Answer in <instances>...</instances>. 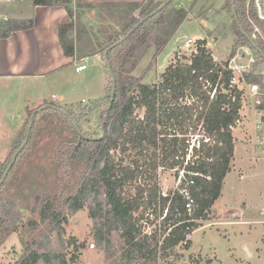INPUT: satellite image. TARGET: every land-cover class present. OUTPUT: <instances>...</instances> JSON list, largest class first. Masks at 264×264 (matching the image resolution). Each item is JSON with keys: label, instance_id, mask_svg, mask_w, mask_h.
<instances>
[{"label": "trees", "instance_id": "1", "mask_svg": "<svg viewBox=\"0 0 264 264\" xmlns=\"http://www.w3.org/2000/svg\"><path fill=\"white\" fill-rule=\"evenodd\" d=\"M165 1H99L76 6L74 0H32L33 5L61 6L65 10L69 21L57 26L58 42L65 56L87 57L107 50L111 73L104 65L109 79L105 90L111 94L113 83L115 88L110 106L109 94L104 109L99 107L106 95L85 105L79 103L74 110L47 101L34 109L37 111L28 139L9 172L12 173L19 158L34 144L40 122L55 120L56 129L71 138L63 142V146L69 147L61 163V168H68L64 170L67 188L37 197L40 220L28 222L32 239L26 242L27 253L15 264L75 261L76 257L68 261L61 251L49 246L50 236L55 232L62 239L68 215L84 206L94 221L91 233L98 247L111 248L115 233L121 242L119 259H124L126 264L140 257L153 261L165 248L178 245L186 227L194 225L192 220L206 218L219 198L224 178L231 170L232 129L240 120L242 102V91L230 84L232 73L228 61L239 45L248 46L255 60L245 74V82L264 86L263 76L256 72L264 62V20L257 18L253 7L246 12L245 0L233 3L229 0L238 42L225 61H214L205 48L206 41L197 39L195 51L188 60L184 59L186 63L181 64L177 59L175 66L170 65L161 74L162 81L145 83L142 79L147 69L139 76L133 71L148 49L154 47V56L160 53L188 13L181 7H171L174 2L171 0L128 32ZM81 7L93 9L100 25L87 26L81 19ZM249 18L260 28L262 36L252 38L254 26ZM33 25V18H0V38ZM185 97L192 100L188 105L182 100ZM97 109L100 113L96 116L97 135L87 134L78 117ZM137 109H143L142 117L135 113ZM198 124L203 133L191 146L192 152L186 159L189 143L185 135ZM25 136L26 132H21L13 146L19 149ZM182 165L187 171L185 179L193 181L189 186L194 197L191 213L184 209L183 198L176 190L162 195L158 181L159 168L175 169L174 177H177ZM7 167H0V179ZM8 173L0 190L8 180ZM132 188L134 194L130 192ZM148 208L160 218L159 227L150 232L145 231L142 223ZM41 227L47 230L43 234L48 247L45 251H41L45 247L36 237Z\"/></svg>", "mask_w": 264, "mask_h": 264}, {"label": "rangeland", "instance_id": "2", "mask_svg": "<svg viewBox=\"0 0 264 264\" xmlns=\"http://www.w3.org/2000/svg\"><path fill=\"white\" fill-rule=\"evenodd\" d=\"M29 1L0 0V17H31ZM99 1L103 0H74V3L78 6ZM129 1L141 0L107 2ZM171 7L183 8L188 13L187 18L157 56H154V47H151L133 71L134 75L139 76L147 69L142 79L145 83L162 81L161 74L170 65L175 66L177 59H180L181 64L186 63L196 49L197 39L206 41L205 48L211 52L216 62L225 61L234 44L238 42L235 22L229 11V0H174ZM80 10L83 12L81 19L87 26L95 28L100 25L94 18L93 9L81 7ZM62 14L67 18L65 11L62 10ZM47 38L50 41H44V49L47 51L46 57L52 62L43 63L42 70L39 71L41 73L36 72V75H23L39 70L40 65L34 64L36 60L32 54H22V48L18 47L21 40H12L13 53L9 58L0 54V72H22V75H0V167L9 164L17 150L13 146L16 139L21 132H27L31 118L33 122L31 111L45 101L63 109L74 110L79 103L85 105L106 95L99 108L104 109L108 104L107 95L110 93L104 87L109 79L105 74L103 59L101 61L98 55L85 58L77 56L75 63H68L60 50L57 34L51 33ZM185 39L193 41L188 49L183 48ZM8 48V45L0 44L3 51ZM236 50L237 61L242 63L247 62L249 55L253 56L248 46L239 45ZM98 54L102 56L103 52ZM178 54L180 58L177 57ZM80 63H84L86 68L81 73H76L74 67ZM10 64H15L17 69H11ZM259 69L264 70V65L259 64L256 72ZM242 83L241 79L236 86L242 91V102L240 120L232 129L234 152L231 170L226 175L220 197L211 206L206 218L192 220V239L188 243L179 242L176 246L165 248L153 261L140 257L135 258L132 264H264V210H261L264 206V151L253 142V104L248 88ZM182 100L187 105L192 101L186 97ZM97 111L98 109L85 117H78L83 131L87 134L98 132ZM135 113L142 117L143 109H137ZM38 127L34 144L26 155L19 158L12 173L8 170V180L0 190V264H15L27 253L26 242L32 239L29 236L28 222L40 220L36 210L37 197L67 188L64 170L68 168H61V163L64 162L69 147H64L63 142L71 138L56 129L55 120H43ZM202 133L200 124L188 129L185 136L188 139L189 152ZM174 173L175 169H158L161 191L167 193L175 190ZM73 182L74 179L72 184ZM130 192L134 194L135 189L132 188ZM228 208L232 209L228 211ZM241 208L243 214L238 210ZM142 223L145 231L150 232L154 227H159L160 218H156L152 208H148ZM93 225L94 221L84 206L68 215L63 225L62 239L55 232L51 233L49 246L61 251L68 261L70 257H76L75 261L68 264H126L124 259L118 258L121 244L118 235L113 234L111 248H100L92 237ZM46 232L44 227L37 232V239L45 247L41 251L48 249L46 236L43 235ZM69 241L74 244H68ZM38 264L43 263L39 261Z\"/></svg>", "mask_w": 264, "mask_h": 264}, {"label": "built area", "instance_id": "3", "mask_svg": "<svg viewBox=\"0 0 264 264\" xmlns=\"http://www.w3.org/2000/svg\"><path fill=\"white\" fill-rule=\"evenodd\" d=\"M251 7H253V10L257 16L258 19L264 20V0H245V8L246 12L249 13ZM250 22L254 26L253 28V34L252 38H256L258 36H262L259 27L254 23L252 18H249ZM192 40L185 39L183 42V48L188 49L190 48L192 44ZM252 52V51H251ZM180 54V52H178ZM179 57L180 58V56ZM236 54L230 58L228 61V69L231 71L232 76L230 80L231 85L237 86L239 82L243 81V85L248 88V94L252 101V109L255 115V121H254V127H253V142L255 146L261 150L264 151V86H261L258 83H246L245 82V74L248 73L251 69L252 63L254 62L255 56H250L247 59L246 63H242L240 61H237ZM264 65V62L262 63ZM86 68V65L84 63H80L75 67V71L79 72ZM257 72H259L263 78H264V70L259 69ZM191 151H188L186 159H189L190 154L192 152V147H190ZM186 163V162H185ZM187 171H185V168L183 167L178 171V175L176 177V185L175 190L181 195L184 201V209L191 213L193 204H194V197L192 195V192L190 191L189 186L193 183V181L186 180L185 174ZM188 174H193L191 172H188ZM162 195H166V192L162 191ZM167 209L164 210L163 215L165 216ZM192 233L193 230H191L190 227H186V230L184 231L183 238L181 240L182 244L188 243L192 239ZM93 246V245H92Z\"/></svg>", "mask_w": 264, "mask_h": 264}, {"label": "crops", "instance_id": "4", "mask_svg": "<svg viewBox=\"0 0 264 264\" xmlns=\"http://www.w3.org/2000/svg\"><path fill=\"white\" fill-rule=\"evenodd\" d=\"M19 1L23 2L24 0H19ZM103 1H110V0H103ZM28 5H29L28 8L31 11L30 12L31 17H22V16L20 17V16H18L16 18H33V20H34L33 27L30 29H27V30L14 31L7 38H0V44L3 43V44H6L9 46L7 51H3L2 49H0V54H4L7 58H9V55L13 53L12 44H14V42L12 43V40H16V42L18 40H21L18 47L22 48L21 49L22 54H32V57H35V60H36V62L34 64L36 65L38 63L40 65L39 70H32L31 72H28L27 74H23V75L31 76V75H36L35 74L36 72L41 73L39 71L42 70L43 63H45L47 61L49 63L52 62L51 59L46 57L47 51H45V49H44V41H46V40L50 41L49 38H47V36L49 37L51 33L57 34L58 24L69 21V17L67 16V18H64V15L62 14V10L63 11H65V10L61 6L33 5L32 0L29 1ZM0 18H15V17L3 16ZM57 40H58V35H57ZM58 44H59V42H58ZM59 47H60V45H59ZM60 50H61V47H60ZM61 52H62V50H61ZM62 54H63V52H62ZM94 55H98V57L102 61L103 57L100 56V54H94ZM63 56L68 60V63H72V62L75 63V61H77V59H78L77 56L68 57V56H65L64 54H63ZM85 57L86 56H84L82 58H85ZM8 61H10V60H8ZM103 64H104V62H103ZM10 65L12 67L11 69H17V66L15 64H10ZM77 65H75V67ZM75 67H74V71H75ZM75 72L81 73V71H79V72L75 71ZM20 73H22V72H17V70H11V71L0 72V75H10V74L22 75ZM105 74H106V72H105ZM105 88H106V84H105L104 90H105ZM82 100H84V98H82ZM42 102H38V103L41 104ZM47 102L51 103L49 101H47ZM225 178H226V176H225ZM225 178H224V182H225ZM224 182H223V185H224ZM223 185H222V187H223ZM231 209L232 208H228L227 210L229 211ZM238 210H240L243 214L242 208L238 209ZM261 210H264V206L261 207ZM238 223H241V222H238ZM225 224H227V223H225ZM232 224H234V223H232ZM249 256H250V251H249Z\"/></svg>", "mask_w": 264, "mask_h": 264}, {"label": "water", "instance_id": "5", "mask_svg": "<svg viewBox=\"0 0 264 264\" xmlns=\"http://www.w3.org/2000/svg\"><path fill=\"white\" fill-rule=\"evenodd\" d=\"M171 0H167V1H165L164 3H162L159 7H157L154 11H152L151 13H149L148 15H146V16H144L129 32H128V34L130 33V32H132L133 31V29L142 21V20H144V19H146V18H148V17H150V16H152L153 14H155L157 11H159V10H161L165 5H167L169 2H170ZM231 2L233 3L234 2V0H231ZM127 34V35H128ZM124 38H122V39H120L118 42H120V41H122ZM117 42V43H118ZM113 46V45H112ZM103 62H104V65L106 66V68H107V70H108V72H110L111 73V67H110V64H109V61H108V59H107V50H105L104 52H103ZM114 88H115V86H114V83L112 84V91H111V94H110V102H109V104H108V106H110V104H111V101H112V99H113V96H114ZM39 110V109H38ZM36 111L37 110H34L33 112H32V116H34V114L36 113ZM64 113H67L66 111H64V110H62ZM99 115H100V113H98V117H99ZM31 124H32V118L30 119V122H29V125H28V129H27V132H26V136H25V140H24V143L21 145V147L19 148V149H17L16 151H15V153L12 155V158H11V160H10V162H9V164H8V167H7V169H6V171L4 172V174H3V176L1 177V179H0V185H1V183L3 182V180H4V177L6 176V174L8 173V170L10 169V167L12 166V164H13V162L15 161V159H16V156H17V154H18V152H19V150L24 146V144L26 143V141H27V139H28V134H29V131H30V128H31Z\"/></svg>", "mask_w": 264, "mask_h": 264}]
</instances>
